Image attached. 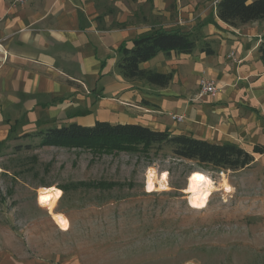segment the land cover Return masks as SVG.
Masks as SVG:
<instances>
[{
  "label": "crops",
  "instance_id": "0c3cea01",
  "mask_svg": "<svg viewBox=\"0 0 264 264\" xmlns=\"http://www.w3.org/2000/svg\"><path fill=\"white\" fill-rule=\"evenodd\" d=\"M219 0H0V149L23 136L76 123L133 124L249 153L264 145V21L233 27ZM193 34L191 53L160 52L141 69L171 74L168 86L125 79L122 47L156 31ZM233 54V56H232ZM213 80L215 96H201ZM184 116L183 122L172 115ZM6 147V148H5ZM251 171L264 154H255ZM222 180H227L224 178ZM0 224V264H66Z\"/></svg>",
  "mask_w": 264,
  "mask_h": 264
},
{
  "label": "rangeland",
  "instance_id": "374dc122",
  "mask_svg": "<svg viewBox=\"0 0 264 264\" xmlns=\"http://www.w3.org/2000/svg\"><path fill=\"white\" fill-rule=\"evenodd\" d=\"M40 140L0 149V224L34 238L31 247L41 255L66 264H264V161L222 180L220 170L174 158L168 145L149 155L95 157L43 147ZM164 172L168 189L159 190ZM193 175L216 186L202 210L191 207L186 193ZM94 180L132 185L61 199L59 186ZM41 188L62 192L54 211L66 217L68 228L55 224L39 203Z\"/></svg>",
  "mask_w": 264,
  "mask_h": 264
},
{
  "label": "trees",
  "instance_id": "16d2710c",
  "mask_svg": "<svg viewBox=\"0 0 264 264\" xmlns=\"http://www.w3.org/2000/svg\"><path fill=\"white\" fill-rule=\"evenodd\" d=\"M218 17L233 27L264 21V0H219ZM195 36L181 31H156L137 38L132 48L122 47L116 64L120 74L128 80L143 79L152 85L166 87L172 75L141 69V64L151 60L160 52L169 54L191 53L195 48ZM261 60L264 63V42L259 46ZM39 138L43 147H58L69 150H84L95 157L120 153L149 155L153 150L160 151L163 146L172 148L173 157L179 160L195 162L202 168L233 172L250 168L255 162V154H264V145H256L249 153L234 144H212L187 135L172 132L154 131L148 127L133 124H111L96 122L92 127H83L71 123L61 128L26 134L23 139ZM17 147V150H20ZM51 185H45L51 187ZM132 183L108 180L70 182L59 186L63 190L61 199L80 190L112 191L124 189ZM73 195L71 199L73 200ZM60 212V211H58Z\"/></svg>",
  "mask_w": 264,
  "mask_h": 264
},
{
  "label": "bare ground",
  "instance_id": "6f19581e",
  "mask_svg": "<svg viewBox=\"0 0 264 264\" xmlns=\"http://www.w3.org/2000/svg\"><path fill=\"white\" fill-rule=\"evenodd\" d=\"M152 174L153 172H151V175ZM198 177L202 179H198ZM167 178H168V174L167 172H164L157 183L159 186V190L168 189ZM155 184L156 183H154V178L152 180L149 179L148 192L152 193L153 191H155L156 189ZM215 189H216L215 183L211 179L202 177L200 175H193L190 178L189 185L186 190V193L189 194V201L191 207L198 210L205 209L208 206L209 198ZM227 189L228 192H230L231 187L229 186ZM56 192H60V191L55 188H50V189L41 188L39 191V200L42 193L48 194L50 198L45 204H41L42 207L46 208L49 211V213L52 215L55 224L60 226L62 229H66L68 228L66 217L63 214L56 213L54 211V209H56L55 206L61 197V195L56 196L55 195Z\"/></svg>",
  "mask_w": 264,
  "mask_h": 264
},
{
  "label": "built area",
  "instance_id": "2783aa9c",
  "mask_svg": "<svg viewBox=\"0 0 264 264\" xmlns=\"http://www.w3.org/2000/svg\"><path fill=\"white\" fill-rule=\"evenodd\" d=\"M10 3L13 6H18V5H24L26 4L29 0H9ZM0 52L3 54V58L7 59L6 57V53L4 48L1 46V40H0ZM233 56V54H232ZM200 95L204 96V95H211V96H215L218 92H219V87L216 84L215 81L213 80H208V79H203L200 82ZM173 120L177 121V122H183L184 121V116L182 115H172ZM230 173V170H225V169H221L217 174L219 177L222 178H226V176H228Z\"/></svg>",
  "mask_w": 264,
  "mask_h": 264
},
{
  "label": "clouds",
  "instance_id": "9594fccd",
  "mask_svg": "<svg viewBox=\"0 0 264 264\" xmlns=\"http://www.w3.org/2000/svg\"><path fill=\"white\" fill-rule=\"evenodd\" d=\"M56 196H59V195H62V192H56L55 194ZM47 198V199H46ZM49 196L47 193H42L41 196H40V200H39V203L40 204H45L48 200H49Z\"/></svg>",
  "mask_w": 264,
  "mask_h": 264
},
{
  "label": "snow or ice",
  "instance_id": "6c2138e0",
  "mask_svg": "<svg viewBox=\"0 0 264 264\" xmlns=\"http://www.w3.org/2000/svg\"><path fill=\"white\" fill-rule=\"evenodd\" d=\"M198 179H202V178H200V177H198ZM47 199V198H46ZM199 206V205H198Z\"/></svg>",
  "mask_w": 264,
  "mask_h": 264
}]
</instances>
